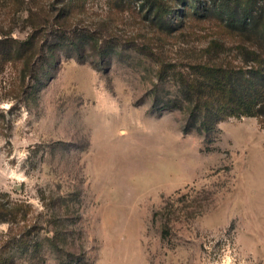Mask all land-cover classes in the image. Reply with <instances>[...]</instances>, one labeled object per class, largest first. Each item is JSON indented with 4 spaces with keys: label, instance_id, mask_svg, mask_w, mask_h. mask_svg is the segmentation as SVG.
Returning a JSON list of instances; mask_svg holds the SVG:
<instances>
[{
    "label": "rangeland",
    "instance_id": "obj_1",
    "mask_svg": "<svg viewBox=\"0 0 264 264\" xmlns=\"http://www.w3.org/2000/svg\"><path fill=\"white\" fill-rule=\"evenodd\" d=\"M162 1L168 26L142 0H0V39L34 40L0 49V264H264V121L199 134L159 71L264 68V0Z\"/></svg>",
    "mask_w": 264,
    "mask_h": 264
},
{
    "label": "trees",
    "instance_id": "obj_2",
    "mask_svg": "<svg viewBox=\"0 0 264 264\" xmlns=\"http://www.w3.org/2000/svg\"><path fill=\"white\" fill-rule=\"evenodd\" d=\"M142 4L154 13L161 23L168 26L166 19L170 10L166 3L162 0H142ZM62 15L63 7L58 10L55 26L60 25L59 19ZM33 42L32 38L22 42L11 38L0 39V49L4 45L12 44L18 51H24L33 46ZM42 48V45H35L33 52L37 57L42 55ZM176 66L161 63L159 71L162 73L169 70L168 72L175 76L176 84L191 102L189 119L193 123L192 128L199 134L214 132L219 121L232 116L258 117L264 121V68L260 65L249 68L214 63L186 66L189 72L197 76L196 79H191L185 71L176 70ZM178 104L168 100L161 109H176L180 106ZM191 126H186L183 132L186 133Z\"/></svg>",
    "mask_w": 264,
    "mask_h": 264
}]
</instances>
